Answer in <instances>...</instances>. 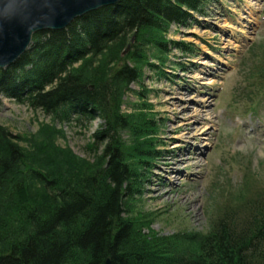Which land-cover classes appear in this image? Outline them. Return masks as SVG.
I'll list each match as a JSON object with an SVG mask.
<instances>
[{"label":"trees","instance_id":"16d2710c","mask_svg":"<svg viewBox=\"0 0 264 264\" xmlns=\"http://www.w3.org/2000/svg\"><path fill=\"white\" fill-rule=\"evenodd\" d=\"M212 1L119 0L63 30L34 34L29 49L0 68V95L55 122L103 121L92 158L62 145L55 123L28 135L0 123V264H264V188L253 174L203 232L161 233L136 209L143 174L162 149L151 90L137 92L131 111L128 93L148 67L166 76L173 48L195 50L168 33ZM255 86L264 90V57Z\"/></svg>","mask_w":264,"mask_h":264},{"label":"rangeland","instance_id":"374dc122","mask_svg":"<svg viewBox=\"0 0 264 264\" xmlns=\"http://www.w3.org/2000/svg\"><path fill=\"white\" fill-rule=\"evenodd\" d=\"M193 15L190 25H172L168 37L192 42L195 50L173 48L164 66L167 77L146 68L142 85L132 84L124 105L133 110L142 98L137 92L151 90L147 100L158 113L162 151L143 174L135 202L137 211L152 215L153 228L167 235L206 231L218 205L246 176L255 175L264 188V90L255 86L264 57V0H213L204 13ZM0 123L15 135L55 123L66 135L59 142L81 157L92 158L91 143H102L95 136L100 118L55 122L43 110L4 94ZM181 158L191 159L179 164L178 174L165 166Z\"/></svg>","mask_w":264,"mask_h":264},{"label":"water","instance_id":"95a60500","mask_svg":"<svg viewBox=\"0 0 264 264\" xmlns=\"http://www.w3.org/2000/svg\"><path fill=\"white\" fill-rule=\"evenodd\" d=\"M119 0H0V68L16 62L30 47L34 34L59 31L75 19ZM135 36L124 54L133 46ZM93 87V86H92ZM107 264H111L109 259Z\"/></svg>","mask_w":264,"mask_h":264},{"label":"bare ground","instance_id":"6f19581e","mask_svg":"<svg viewBox=\"0 0 264 264\" xmlns=\"http://www.w3.org/2000/svg\"><path fill=\"white\" fill-rule=\"evenodd\" d=\"M191 159V158H190ZM190 159H187V160H184L183 158H181V160H179V159H176V160H168V161H166L165 162V166H167L173 173H179V171H178V166H179V164H182V163H186V162H188ZM179 160V161H178ZM179 162V163H178ZM167 171V170H166ZM167 173V176L169 177V173H170V171H167L166 172ZM167 178V177H166ZM171 184H173V183H171ZM156 193H158L159 194V196H164V194H162V193H160L159 192V188H157L156 189ZM169 193H171V191L169 190L166 194H169ZM187 197H189L187 194L185 195V197L183 198V199H186Z\"/></svg>","mask_w":264,"mask_h":264}]
</instances>
